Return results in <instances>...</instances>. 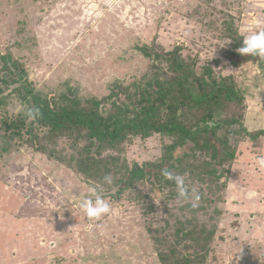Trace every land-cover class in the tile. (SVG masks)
<instances>
[{
  "label": "rangeland",
  "instance_id": "1",
  "mask_svg": "<svg viewBox=\"0 0 264 264\" xmlns=\"http://www.w3.org/2000/svg\"><path fill=\"white\" fill-rule=\"evenodd\" d=\"M231 18L242 37L264 30V0H0V74L2 57L11 55L37 89H63L68 82L81 94L103 96L115 79L128 84L151 70L136 46L147 45L161 57L176 56L175 49L186 62L196 59V75L186 71L184 81L200 92L197 74L204 65L216 75H233L250 105L245 125L264 129V57L237 68L228 63L231 40L223 21ZM170 142L155 134L126 146L129 163L137 162L148 175L119 199L118 188L114 195L99 192L94 182L43 151L24 146L0 154V264H158L148 228L169 226L171 233L186 204L200 226L215 230L207 264L264 261V168L257 163L264 143L240 144L229 173L230 162L223 167L224 191L216 183L186 182L200 195L193 207L180 198L167 205L169 189L160 188L158 178L185 154H196L187 159L193 164L209 157L195 152L189 140L163 158ZM90 187L113 209L97 220L79 207ZM137 193L147 195L145 206L160 208L146 213L141 201L129 198Z\"/></svg>",
  "mask_w": 264,
  "mask_h": 264
},
{
  "label": "trees",
  "instance_id": "2",
  "mask_svg": "<svg viewBox=\"0 0 264 264\" xmlns=\"http://www.w3.org/2000/svg\"><path fill=\"white\" fill-rule=\"evenodd\" d=\"M234 23L233 18L223 21L224 36L231 40L226 59L237 68L258 56H245L237 51L244 37ZM136 47L150 63L148 68L151 70L139 78L134 77L128 84L115 79L109 85V93L103 96L81 94L68 82L64 83L63 89H37L29 81L27 70L21 68L11 55L3 56L0 154L24 146L43 151L94 182L99 192L112 195L114 188H118L115 196L119 199L138 182H144L148 175L137 162L129 163L125 157L126 146L137 138L147 139L158 134L171 138L163 158L172 156L176 147L189 140L194 143L195 152L202 151L209 157L193 164L187 159L195 158L196 154H185L167 170L188 174L187 184L195 180L208 186L216 183L220 191H224L227 178L221 183L223 167L230 162L227 169L230 171L240 144L249 140L261 147L264 143V129L249 130L245 125L250 105L246 104L247 99L234 76L216 75L211 65H204L197 74H201L203 85L200 92L184 81L186 71L196 75V59L186 62L175 49L171 54L175 52L176 56L161 57L147 45ZM255 99L258 98L255 96ZM32 107L39 109L35 119L25 114V110ZM63 140L68 147L61 146ZM218 146L222 149L220 155ZM106 175H111V184L104 182ZM125 179L128 180L125 182ZM158 183L160 188L169 189L167 205L168 201L179 198L173 181L162 174ZM140 194L129 198H137L145 206L147 195ZM223 199L220 196V201ZM145 207L148 214L160 208L156 203ZM179 209L181 214L175 215L174 224L170 225L174 226L171 233L166 232L169 226L158 230L148 228L158 264H207L215 230L200 226L197 217L191 214L190 204Z\"/></svg>",
  "mask_w": 264,
  "mask_h": 264
},
{
  "label": "clouds",
  "instance_id": "3",
  "mask_svg": "<svg viewBox=\"0 0 264 264\" xmlns=\"http://www.w3.org/2000/svg\"><path fill=\"white\" fill-rule=\"evenodd\" d=\"M237 51L245 56L264 57V30L252 31L248 35H245ZM25 114L30 119H35L39 114V109L36 107L28 108L25 110ZM257 163L260 167L264 168V157L258 158ZM162 174L166 179L175 183L177 194L180 199L193 201L192 206H196V202L199 201L200 195L195 189L189 190L186 185V176L184 174H174L167 169L163 170ZM103 179L105 183H112L111 175H106ZM79 207L89 220H97L102 216L108 215L113 210L111 204L97 193L95 187H90L87 193L81 195Z\"/></svg>",
  "mask_w": 264,
  "mask_h": 264
},
{
  "label": "crops",
  "instance_id": "4",
  "mask_svg": "<svg viewBox=\"0 0 264 264\" xmlns=\"http://www.w3.org/2000/svg\"><path fill=\"white\" fill-rule=\"evenodd\" d=\"M255 101V100H254Z\"/></svg>",
  "mask_w": 264,
  "mask_h": 264
}]
</instances>
